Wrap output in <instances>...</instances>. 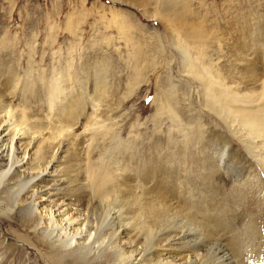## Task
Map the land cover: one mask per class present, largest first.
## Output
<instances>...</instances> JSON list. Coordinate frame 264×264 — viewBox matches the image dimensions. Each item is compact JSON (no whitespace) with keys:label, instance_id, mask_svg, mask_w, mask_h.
Here are the masks:
<instances>
[{"label":"bare ground","instance_id":"1","mask_svg":"<svg viewBox=\"0 0 264 264\" xmlns=\"http://www.w3.org/2000/svg\"><path fill=\"white\" fill-rule=\"evenodd\" d=\"M181 53L199 112L169 83L148 138L136 80L1 68L0 264H264V58Z\"/></svg>","mask_w":264,"mask_h":264},{"label":"rangeland","instance_id":"2","mask_svg":"<svg viewBox=\"0 0 264 264\" xmlns=\"http://www.w3.org/2000/svg\"><path fill=\"white\" fill-rule=\"evenodd\" d=\"M0 44V70L7 65V75L17 69L40 79L64 74L68 92L76 85L89 89L93 75L103 72L114 84L126 77L140 82L127 109L148 138L156 100L169 83L177 89L173 103L190 97L199 112V81L179 78L181 50L191 58L203 54V61L264 58V0H0Z\"/></svg>","mask_w":264,"mask_h":264}]
</instances>
